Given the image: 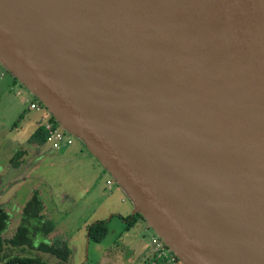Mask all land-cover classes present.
Here are the masks:
<instances>
[{
	"label": "water",
	"instance_id": "obj_1",
	"mask_svg": "<svg viewBox=\"0 0 264 264\" xmlns=\"http://www.w3.org/2000/svg\"><path fill=\"white\" fill-rule=\"evenodd\" d=\"M0 63L179 261L264 264V0H0Z\"/></svg>",
	"mask_w": 264,
	"mask_h": 264
},
{
	"label": "rangeland",
	"instance_id": "obj_2",
	"mask_svg": "<svg viewBox=\"0 0 264 264\" xmlns=\"http://www.w3.org/2000/svg\"><path fill=\"white\" fill-rule=\"evenodd\" d=\"M11 75L10 71L0 66V136H2L1 133L5 129L13 125L20 124L21 127L22 125L25 126L24 121L20 122V114H24L25 119L30 115L40 116V120H42V112L50 115L42 102L25 85L18 81L16 77H12ZM34 101L37 102L41 111L33 110L29 107V103ZM20 130L22 131V129ZM27 145L31 149V153L38 148L35 142H29ZM79 145L82 148L85 147L83 142L77 136H74V144L69 147L75 148L79 147ZM44 149L47 150L46 159L32 169V176L29 182L22 186L17 197L18 202L25 203L28 200V194L32 186H36L41 194L39 187L41 186L44 189L45 187L46 189L49 188L45 183L47 181L51 185H54V191L57 190L59 182L64 183L62 186L68 187V190L77 198L74 205L69 203L59 204L60 201L56 200V204L59 206L58 211L53 209L55 205H51L52 203H49L50 208H45L47 217L56 223L55 229L46 236L47 242L52 243L66 240L69 245H74L72 253L83 257L87 249H89V252H92L94 249H120L129 251L139 249L138 246L142 245L143 242L147 241L151 243L153 238H157L154 229L147 224L150 228L145 235L147 237L139 245L138 240L142 236L140 235L141 230L139 231V225L141 222L143 224V220H145L143 217L139 218L135 226L133 225L130 229L124 230L125 222L118 214L122 216L131 214L133 212V202L121 190V187L113 179L110 172L101 168L96 160L90 159V154L83 156L78 152L77 155H54L57 150L50 148L48 144L44 146ZM83 150L85 153V148ZM9 167H12V165L9 164ZM107 178L112 180L110 187L106 184ZM0 207L9 214L8 226L3 233L4 237H9L20 223L22 206L16 204V201L14 203L9 201L0 204ZM58 212H62L63 214H59ZM100 219L106 221L109 219L107 221L108 231L100 243H90L87 245L85 228L87 224ZM14 254L28 256L38 254L46 258L44 253L28 247H7L0 257V264L4 263L5 258ZM176 263L183 264L179 259Z\"/></svg>",
	"mask_w": 264,
	"mask_h": 264
},
{
	"label": "crops",
	"instance_id": "obj_3",
	"mask_svg": "<svg viewBox=\"0 0 264 264\" xmlns=\"http://www.w3.org/2000/svg\"><path fill=\"white\" fill-rule=\"evenodd\" d=\"M0 66L3 67L1 64ZM37 111L41 110L38 109ZM42 113V120H40V116L32 115L28 116L25 119V115L20 114V122L24 121L25 126L22 125L21 127L20 124H16L8 129H5L4 132L1 133L2 136H0V204L9 201L14 203L16 201V204L23 206L24 202L19 203L17 199L21 188L24 184L29 182L32 176V169L40 165L46 159L47 150L44 149V146L48 144L47 142L43 144L36 143L38 148L36 150H33V153H31V149L27 145L29 144L28 138L35 131V129L38 126L43 125L47 119H50V115L44 114V112ZM20 129H22V131ZM66 134L69 136L72 142L70 144L62 145L60 149L55 151L56 153H54V155H77L78 152H80L83 156H86V154H90V159L96 160L97 164H99L101 168L105 169L101 162L89 151V149L84 143L83 144L85 145V147L83 148H85V153L81 145H79V147L70 148L69 146H72L74 144V136L68 132H66ZM60 150L61 152L59 153ZM19 152L21 153V156L17 159L16 154ZM15 161L19 163L17 166L13 165V162ZM9 164L12 165V167H9ZM108 180H110V178H107L106 184ZM45 183L49 186V188L46 189L45 187L44 189L40 186L39 189L41 190L40 196L46 203V208H50L49 203H52L51 205H55V208L53 207V209L58 211L59 206H57L58 204H56V200L60 201L59 204L69 203L74 205L76 203V196L68 190V187H66L65 185L62 186L64 183L59 182L56 191L53 190L54 185H51L50 182L47 181ZM111 185L108 186L110 187ZM33 189H37V187H31V191L28 194L29 197L31 196ZM58 213L63 214L62 212Z\"/></svg>",
	"mask_w": 264,
	"mask_h": 264
},
{
	"label": "trees",
	"instance_id": "obj_4",
	"mask_svg": "<svg viewBox=\"0 0 264 264\" xmlns=\"http://www.w3.org/2000/svg\"><path fill=\"white\" fill-rule=\"evenodd\" d=\"M15 80V79H14ZM51 121L55 122L52 116L49 117ZM56 123V122H55ZM48 133L43 125L38 126L35 131L29 136V142L43 144L47 140ZM21 153L16 154L18 159ZM19 163L13 162L14 166ZM46 205L40 196L38 189H33L31 196L21 207L20 223L16 227L11 236L4 237L3 233L7 229L9 214L5 210L0 211V257L3 255L5 248L11 247H28L40 252L47 253L52 256H57L65 259L69 255L71 249L66 241L49 243L46 236L50 234L54 228L55 223L45 213ZM136 216L142 217L140 213ZM134 217L132 215L125 216L124 219ZM131 222V223H132ZM130 223V224H131ZM128 223L127 226H130ZM108 231L107 221L104 219L96 220L88 226V237L90 242L99 243L105 237ZM3 264H49L40 256H17L7 257Z\"/></svg>",
	"mask_w": 264,
	"mask_h": 264
},
{
	"label": "flooded vegetation",
	"instance_id": "obj_5",
	"mask_svg": "<svg viewBox=\"0 0 264 264\" xmlns=\"http://www.w3.org/2000/svg\"><path fill=\"white\" fill-rule=\"evenodd\" d=\"M1 210H3L2 207H0V211ZM128 215H132L135 218L133 222H132V218H128L127 220H125L124 219L125 216H122L120 214L118 215L125 222L124 230L130 229L133 225L135 226L138 223V220L140 218L136 216V213L135 214L131 213ZM108 220L109 219H107V221ZM143 221H144L143 224L141 222V224L139 225V231L141 230L140 235H142L140 239L138 240L139 245L141 244V242L145 241V237H147L145 236L147 234V230L150 229L146 221L145 220ZM91 223L87 224L85 228V237L88 231V226ZM128 223L129 224L131 223L130 226H127ZM55 227H56V224H55ZM107 227H108V224H107ZM156 240L157 238H153L151 240L152 241L151 243H148L147 241H145L147 243L143 242L142 245L138 246L139 249H134V250H129V251H123L120 249H107V250L94 249L92 252H89V249H87V252L83 255V257H80L77 254L72 253V248L74 245L72 244L69 245L66 240H62V241H66L68 246L71 249L69 255L66 256L65 259H61L57 256H52L44 252H41V253H44L46 255V258H43L41 255H38V254L29 255V256H40L43 260L47 261L49 264H177L176 263L178 262L177 258H175L174 260H171L170 253L168 252L161 253L159 250L155 248L154 242ZM90 243L98 244V243L89 241V244ZM14 255L28 256V255H18V254H14ZM14 255H11L9 257H12Z\"/></svg>",
	"mask_w": 264,
	"mask_h": 264
},
{
	"label": "built area",
	"instance_id": "obj_6",
	"mask_svg": "<svg viewBox=\"0 0 264 264\" xmlns=\"http://www.w3.org/2000/svg\"><path fill=\"white\" fill-rule=\"evenodd\" d=\"M29 107L31 109H39V106L36 101L30 102ZM56 122V121H55ZM51 121L50 119H47L43 126L48 133L46 142L50 145L52 149H60L62 145L64 144H70L72 141L69 138V136L66 134V131L63 130L57 123ZM108 185L112 184V180L107 181ZM155 248L159 250L161 253L168 252L170 253L171 260H174L177 258L170 250L169 248L163 243V241L157 237V240L154 242Z\"/></svg>",
	"mask_w": 264,
	"mask_h": 264
},
{
	"label": "bare ground",
	"instance_id": "obj_7",
	"mask_svg": "<svg viewBox=\"0 0 264 264\" xmlns=\"http://www.w3.org/2000/svg\"><path fill=\"white\" fill-rule=\"evenodd\" d=\"M1 51L3 53H5V51L3 49H1ZM7 54V53H5ZM12 63L15 65V68H17L18 72L22 74V76L28 78L29 80H31L49 99V101L55 105H57L59 108L60 106L58 105V102L56 101V99L50 94L48 93L44 87H42L40 84H38L37 82L34 81V79H32V77L28 74V72L26 71V69L20 65L15 59H11ZM61 109V108H60Z\"/></svg>",
	"mask_w": 264,
	"mask_h": 264
}]
</instances>
